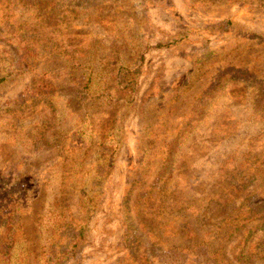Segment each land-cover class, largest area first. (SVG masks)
Here are the masks:
<instances>
[{"label":"rangeland","instance_id":"374dc122","mask_svg":"<svg viewBox=\"0 0 264 264\" xmlns=\"http://www.w3.org/2000/svg\"><path fill=\"white\" fill-rule=\"evenodd\" d=\"M0 264H264V0H0Z\"/></svg>","mask_w":264,"mask_h":264}]
</instances>
